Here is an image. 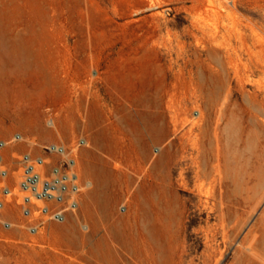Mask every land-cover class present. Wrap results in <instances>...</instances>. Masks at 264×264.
<instances>
[{
    "label": "rangeland",
    "instance_id": "obj_1",
    "mask_svg": "<svg viewBox=\"0 0 264 264\" xmlns=\"http://www.w3.org/2000/svg\"><path fill=\"white\" fill-rule=\"evenodd\" d=\"M150 254L264 264V0H0V264Z\"/></svg>",
    "mask_w": 264,
    "mask_h": 264
},
{
    "label": "bare ground",
    "instance_id": "obj_2",
    "mask_svg": "<svg viewBox=\"0 0 264 264\" xmlns=\"http://www.w3.org/2000/svg\"><path fill=\"white\" fill-rule=\"evenodd\" d=\"M210 97L214 99L212 90H210ZM232 121L233 120H232L231 117H229V118L227 117L226 120H225V127L227 128L229 125H232L233 124ZM200 129H202V127H200ZM212 129H213V131L215 133L214 136H213L215 139L213 137L212 138L218 143V146L223 145L222 143L224 142V140L226 139V137L221 132L218 131L219 130V124H218V121L217 120L214 121ZM196 143H197V145L200 144L201 143V138L197 139ZM197 147H196L197 153L199 154V152H200L199 151V147L198 148ZM60 151L64 155L63 149L60 150ZM164 154H165V151H163V152L162 151H159V153L157 154L156 159L154 160V162H153V159H152V155L150 153H147L146 154V156H145V163H149L150 162V164H149V170L148 171H145V173L146 172L147 173L144 174V178H146V179H150L151 178V175H150V172L149 171H152L153 172V170H155L159 166V164L161 163V161L164 158ZM220 155L219 154L218 155H214V160L217 161L219 159ZM47 166H48V163H44L39 168L43 169V173H45V170L47 169ZM87 176L91 177V172H88L87 173ZM71 178H73V177L71 176ZM38 180H39L38 177L37 178H30L29 179V182L30 183H37ZM86 186L89 187V188H92V185H91V183L89 181L86 183ZM48 188H50L49 185L47 186L46 189H48ZM42 195H43V193H40V194H38V197H40ZM139 210H140V216L141 217H140V221H139L140 222V226L138 227V229H140V231L142 232L143 237H145V235H147L148 232L151 230L150 225L148 223L149 222V215L146 212L145 208H143V206H140ZM117 239L120 241V244L125 248V250L128 251V249H129L128 248V242L129 241H128V238H127V234L125 232H122L120 234H117ZM101 254L103 255V253H101ZM101 254L99 253V256L100 257H102ZM151 258H152L153 263L154 264H157V261H156V259L154 258L153 255H151ZM117 259H119L120 261L124 260L123 257H121V258L119 257Z\"/></svg>",
    "mask_w": 264,
    "mask_h": 264
}]
</instances>
